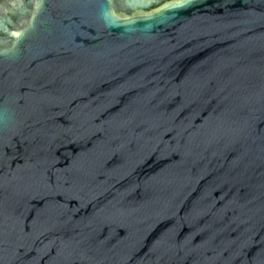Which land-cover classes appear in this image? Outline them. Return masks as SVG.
I'll return each instance as SVG.
<instances>
[{
  "label": "water",
  "instance_id": "1",
  "mask_svg": "<svg viewBox=\"0 0 264 264\" xmlns=\"http://www.w3.org/2000/svg\"><path fill=\"white\" fill-rule=\"evenodd\" d=\"M0 264H264V0H0Z\"/></svg>",
  "mask_w": 264,
  "mask_h": 264
}]
</instances>
